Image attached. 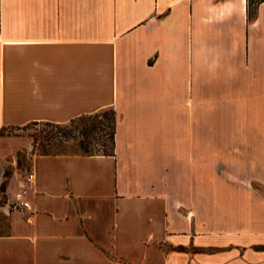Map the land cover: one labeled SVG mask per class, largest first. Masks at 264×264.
Returning a JSON list of instances; mask_svg holds the SVG:
<instances>
[{
	"label": "crops",
	"instance_id": "crops-1",
	"mask_svg": "<svg viewBox=\"0 0 264 264\" xmlns=\"http://www.w3.org/2000/svg\"><path fill=\"white\" fill-rule=\"evenodd\" d=\"M253 10L0 0V160L29 146L34 174L0 264H264V0ZM106 108L115 155H32L6 131Z\"/></svg>",
	"mask_w": 264,
	"mask_h": 264
},
{
	"label": "trees",
	"instance_id": "trees-1",
	"mask_svg": "<svg viewBox=\"0 0 264 264\" xmlns=\"http://www.w3.org/2000/svg\"><path fill=\"white\" fill-rule=\"evenodd\" d=\"M261 1L263 0H248L250 18L256 13L253 5ZM6 131L12 135L30 137L32 155H115L116 111L106 108L62 123L33 121ZM21 153L22 150H19L17 155L20 156ZM1 189L6 190V182H3Z\"/></svg>",
	"mask_w": 264,
	"mask_h": 264
},
{
	"label": "rangeland",
	"instance_id": "rangeland-1",
	"mask_svg": "<svg viewBox=\"0 0 264 264\" xmlns=\"http://www.w3.org/2000/svg\"><path fill=\"white\" fill-rule=\"evenodd\" d=\"M26 137L30 139V137ZM20 150H22L20 156L16 153L14 156L0 160V234L8 232L9 210L14 209L13 200L15 194L26 184L28 174L31 172V151L29 146ZM210 168L213 172L217 171L216 165H211ZM3 182H6L5 191L1 189ZM252 184L254 188L264 195V187L257 183Z\"/></svg>",
	"mask_w": 264,
	"mask_h": 264
},
{
	"label": "built area",
	"instance_id": "built-area-1",
	"mask_svg": "<svg viewBox=\"0 0 264 264\" xmlns=\"http://www.w3.org/2000/svg\"><path fill=\"white\" fill-rule=\"evenodd\" d=\"M34 174L30 172L27 177V182L31 183L33 181ZM14 208H31V201L29 199V186L27 184L23 185L19 191L15 194L13 200Z\"/></svg>",
	"mask_w": 264,
	"mask_h": 264
}]
</instances>
